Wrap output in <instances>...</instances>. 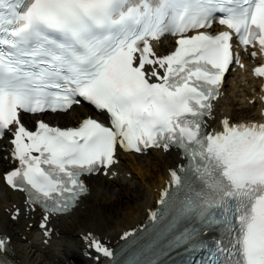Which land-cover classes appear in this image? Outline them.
<instances>
[{"label":"snow or ice","instance_id":"obj_1","mask_svg":"<svg viewBox=\"0 0 264 264\" xmlns=\"http://www.w3.org/2000/svg\"><path fill=\"white\" fill-rule=\"evenodd\" d=\"M166 36L173 50L160 54ZM244 53L264 57V0H0V139L11 137L15 165L3 179L42 210L44 243L57 217L107 226L89 181L117 176L121 152L175 148L186 163L125 244L83 232L92 264H264V122L224 117L210 131L206 119ZM84 104L107 122L25 123ZM180 250L192 255L177 261ZM13 253L0 235V264H18Z\"/></svg>","mask_w":264,"mask_h":264},{"label":"bare ground","instance_id":"obj_2","mask_svg":"<svg viewBox=\"0 0 264 264\" xmlns=\"http://www.w3.org/2000/svg\"><path fill=\"white\" fill-rule=\"evenodd\" d=\"M234 93L235 91L231 92V96L235 95ZM233 99H235V96ZM240 101L241 99L238 101L235 99V101L232 100L230 102L226 98L224 103L222 102L223 104L219 105L218 114L227 111L229 117L240 121L242 118L236 112L238 109L237 105L242 104ZM242 106L243 110H248L246 113L249 116L250 112H252L251 106L247 105V103L242 104ZM87 116L88 112L86 109L74 110L72 119L68 115L58 116L50 118V122L53 125L63 127L71 126L75 118L80 120ZM121 159L120 169L122 171L120 172L123 174V177L112 183L114 188L119 187V194H115L114 189L111 192H106V181L101 178L92 179L94 191L90 200H98L108 210L107 226H97L84 220V213L82 211L76 212L68 218L61 219L59 221L62 230L60 245L67 247V250L73 249L77 252L80 249L77 239L85 231L93 230L100 236L116 240L123 231L133 229L141 224L146 217L147 210L155 206V200L157 199L155 190L164 186L167 179V171L177 167L179 155L171 153L162 155L158 152H153L147 157L122 155ZM4 164L1 161L0 167L2 168ZM128 173L134 174L130 181L126 179ZM132 184L136 185V190H131ZM133 192L135 193L133 194ZM14 195L5 189L0 179V228L2 231L8 229L9 226L3 213V208H10L16 203L17 197L15 198ZM17 254L21 264H46L47 262L45 263V261L49 260L52 255L48 252V249H43L38 245L28 247L24 243L18 247Z\"/></svg>","mask_w":264,"mask_h":264},{"label":"rangeland","instance_id":"obj_3","mask_svg":"<svg viewBox=\"0 0 264 264\" xmlns=\"http://www.w3.org/2000/svg\"><path fill=\"white\" fill-rule=\"evenodd\" d=\"M243 107V106H242ZM244 109V108H243ZM238 110V109H237ZM247 110V109H246ZM248 111V110H247ZM247 111H241V112H247ZM237 112V111H236ZM237 115H239L240 116V118H244V117H246L247 116V113H246V115H244V114H242V113H237ZM238 119V118H237ZM113 186V185H112ZM108 187V186H107ZM115 188H119V187H115ZM115 188H112V187H109L108 189L106 188V185H105V191L106 192H108V191H112V189H114L113 191L115 192ZM132 190V189H131ZM119 193H120V191H119ZM118 193V194H119ZM135 192H133V194H134ZM116 194V193H115ZM123 200H125L126 201V199H124L123 198ZM48 261V260H47ZM47 261H45V263L47 262ZM46 264H51V263H46Z\"/></svg>","mask_w":264,"mask_h":264}]
</instances>
